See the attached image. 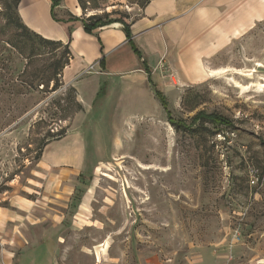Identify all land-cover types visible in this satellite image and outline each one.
<instances>
[{
    "label": "rangeland",
    "instance_id": "obj_1",
    "mask_svg": "<svg viewBox=\"0 0 264 264\" xmlns=\"http://www.w3.org/2000/svg\"><path fill=\"white\" fill-rule=\"evenodd\" d=\"M86 1L84 13L74 0L79 17L133 25L149 0ZM13 2L0 0V216L33 211L23 264H264V92L253 86L264 84V23L201 57L191 19L185 58L171 44L151 81L89 69L81 103L65 70L57 89L35 80L64 47L33 50L9 19ZM199 112L233 126L192 123ZM63 132L81 135L85 153L71 197L53 193L42 165Z\"/></svg>",
    "mask_w": 264,
    "mask_h": 264
},
{
    "label": "crops",
    "instance_id": "obj_2",
    "mask_svg": "<svg viewBox=\"0 0 264 264\" xmlns=\"http://www.w3.org/2000/svg\"><path fill=\"white\" fill-rule=\"evenodd\" d=\"M72 4L74 8L70 7ZM51 6V0H21L20 16L31 30L44 38L70 44L71 59L65 76L76 88L81 103L78 84L82 78L79 76L91 67L96 68L95 73L100 76L123 80L137 74L147 76L128 44L122 26L101 28L90 35L84 31L81 22L54 21ZM62 8L80 16L78 12L81 10L74 5V0H63L56 9L57 14ZM59 18L68 21L70 17L66 14ZM191 19H198L201 25V40L193 43V48L201 57L214 56L223 45L237 40L240 34H248L253 26L264 23V0H153L131 27L133 40L152 72L167 57L171 44L175 45L181 59L185 58L184 51L190 47V34L195 33ZM102 59L105 60L103 65ZM42 165L50 175L49 186L53 193L67 192L71 197L75 191L73 181H78L85 171L81 135L72 137L70 133L51 142L45 148ZM18 208L15 213L6 209L1 211L0 264H23L30 250L19 235L30 222L29 213L33 211L24 210V205ZM36 263L37 260L33 264Z\"/></svg>",
    "mask_w": 264,
    "mask_h": 264
},
{
    "label": "trees",
    "instance_id": "obj_3",
    "mask_svg": "<svg viewBox=\"0 0 264 264\" xmlns=\"http://www.w3.org/2000/svg\"><path fill=\"white\" fill-rule=\"evenodd\" d=\"M77 1L80 5L81 9L85 13L87 10V7H86L87 1L86 0H77ZM152 1L153 0H149L146 5L150 4ZM51 2H52L51 16H52V19L54 21H56V22H81L83 24L84 31L90 35L94 34V32L96 30L108 27V26L112 25L113 23H122L123 24V32L126 35L128 44L130 45L131 49L133 50L135 55L138 57V59L141 61L142 68L145 71V73L147 74V76L149 77V79H150L149 81H151L152 70L149 67L148 63L144 60L142 52L139 50V48L137 47V45L135 44V42L133 40V34H132V30H131L132 25L131 24H127V23H125V21H122V20H112V19H109L108 15H99V14L90 16L88 18L77 17V16L70 14L69 15L70 18L68 19V21L62 20L58 17L56 9L62 5L63 0H51ZM20 3H21V0H14L13 4L8 7L9 12H10L9 13L10 14L9 19L11 20V23L14 26L21 28L25 32V36L27 37L28 41L31 42V44H32L31 47H33V50H35V46H34L35 42H38L40 45H43L45 48L50 47V46L54 47L51 50V52H55L59 48L64 47V52L62 53V56L59 59L52 61L50 63V65L48 66V68L46 70V72H48V76L40 74L35 79L36 81H38L39 84L43 81L48 82V84L54 83V88L57 89L58 77L61 75V73L65 70V68L70 63V59H71L70 44L65 45L60 41L49 40V39H46L43 36L37 34L36 32L31 31L28 28V26L22 21L21 17L18 15V9H19ZM98 40H99V43L102 45L101 39L98 38ZM104 61H105L104 59L101 60V65L104 64ZM158 97L160 98L163 105L165 106L166 105L165 98L163 96H161L160 94H158ZM169 116H171L170 113H169ZM197 122H200L201 124L208 123V124H213V125H222V126H226V127H232L233 126L232 121H230L229 119H227L221 115L215 114V113L206 114L204 112H199L198 114H196L192 118V123L196 124ZM170 123H172L174 126L178 127V123H175L174 121H172L171 118H170ZM191 127H192V125H191ZM59 136L60 137L58 139L53 140V141L61 140L62 138L65 137V133L64 132L60 133ZM53 141H51V142H53ZM50 143L45 144L44 149ZM44 149H43V151H44ZM43 151H42V153H43ZM42 153L39 155V158L42 157Z\"/></svg>",
    "mask_w": 264,
    "mask_h": 264
},
{
    "label": "built area",
    "instance_id": "obj_4",
    "mask_svg": "<svg viewBox=\"0 0 264 264\" xmlns=\"http://www.w3.org/2000/svg\"><path fill=\"white\" fill-rule=\"evenodd\" d=\"M90 69L94 70V67H91ZM250 174H251V183L254 186H258L261 181V175H259L258 171L254 168H250Z\"/></svg>",
    "mask_w": 264,
    "mask_h": 264
},
{
    "label": "bare ground",
    "instance_id": "obj_5",
    "mask_svg": "<svg viewBox=\"0 0 264 264\" xmlns=\"http://www.w3.org/2000/svg\"><path fill=\"white\" fill-rule=\"evenodd\" d=\"M113 26V25H112ZM114 26H117V24H114ZM260 67H263L262 65H260ZM220 74H222V73H220ZM215 75H217V73H215V72H212L211 73V76L213 77H215ZM219 75V74H218ZM255 88H257V92L258 93H263L264 92V84H262V83H259V84H256V85H253ZM243 89V88H242ZM244 90H246V88H244Z\"/></svg>",
    "mask_w": 264,
    "mask_h": 264
}]
</instances>
